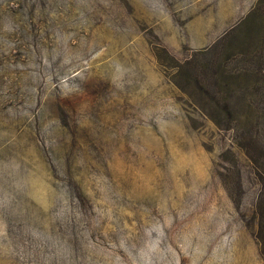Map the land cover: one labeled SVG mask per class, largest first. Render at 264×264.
Returning a JSON list of instances; mask_svg holds the SVG:
<instances>
[{
    "label": "rangeland",
    "instance_id": "1",
    "mask_svg": "<svg viewBox=\"0 0 264 264\" xmlns=\"http://www.w3.org/2000/svg\"><path fill=\"white\" fill-rule=\"evenodd\" d=\"M0 264H264V0H0Z\"/></svg>",
    "mask_w": 264,
    "mask_h": 264
},
{
    "label": "trees",
    "instance_id": "2",
    "mask_svg": "<svg viewBox=\"0 0 264 264\" xmlns=\"http://www.w3.org/2000/svg\"><path fill=\"white\" fill-rule=\"evenodd\" d=\"M261 217H263V214H261Z\"/></svg>",
    "mask_w": 264,
    "mask_h": 264
}]
</instances>
